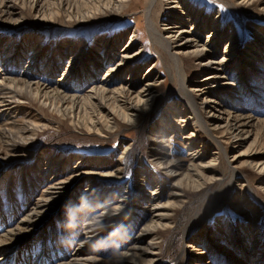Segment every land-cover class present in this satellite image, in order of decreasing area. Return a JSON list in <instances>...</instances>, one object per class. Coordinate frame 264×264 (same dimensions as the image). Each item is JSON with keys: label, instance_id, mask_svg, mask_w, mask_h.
<instances>
[{"label": "rangeland", "instance_id": "obj_1", "mask_svg": "<svg viewBox=\"0 0 264 264\" xmlns=\"http://www.w3.org/2000/svg\"><path fill=\"white\" fill-rule=\"evenodd\" d=\"M139 1L140 4L143 3L142 0ZM238 2L239 0H188L191 9L208 17L207 28L199 32L201 42L206 38V33L212 27L216 15L219 16L220 29L225 35L211 54L215 59H220L223 55L225 42L231 31L234 32L232 36L236 39L238 52L242 54L251 47L253 52H248L246 55L249 63L245 64L242 70L232 67L226 71V81L235 88L222 89L223 92L219 91L217 95L222 96L221 100L227 102L223 106L224 110L233 112L242 107V110H237L241 114L262 118L264 117V9H261L260 1L242 4ZM26 8L22 10L23 18L18 26L0 20V46L3 49V52L2 49L0 51V66L8 61H4L6 48H11L12 43L19 46L15 57L5 65V70H0V73L3 71L5 74L18 75L31 56L28 48L30 41L37 39V43H41L43 54L35 59L27 72H36L51 85L56 82V78L61 75L62 69L69 61V54L66 57V51L62 49L67 42L80 41L92 47L100 36L107 38L123 34L116 45L119 49L137 25L145 30V36L139 38L131 48L134 51L142 47L136 79L143 78L140 76L151 63L155 65L150 73L157 74L161 78L160 84L156 87L157 102L152 110L142 113L133 126L118 120L117 128L111 132L104 129L99 133L88 132L83 122L75 124L67 116L53 109L39 111L37 104L28 105L23 103L24 99L14 108L0 112V130L3 126H10L11 121L14 122V128L26 120L36 122L40 118L45 124L43 129L37 131L34 141L24 144L28 151L23 154L5 151L4 143L7 137L0 131V233L12 226L33 205L40 192L54 181L65 179L75 171L98 174L113 171L119 164L123 167L120 178H96L91 189L87 188L89 180L84 176L80 181L75 182L70 187L69 196L58 206L55 213L38 225L31 238L0 252V258L6 255L4 264H23L26 257H29L31 264L40 262L42 257L49 259L48 264L69 258L72 256L71 253L75 252L77 242L83 237V231L86 230L90 218L107 210L120 198L128 195L129 198L134 199L128 213L113 217L111 222L116 226L92 239L82 252L84 255L104 261L115 253L125 250L132 243L135 233L147 220L148 208L153 202L147 196V191L151 190L154 184L160 187L159 183H162V191L157 201L160 203L171 189L172 177L164 174L161 168L151 163V129L155 125V130H158L156 124L168 115L163 112V108L178 95V75L165 52L150 40L144 16L139 8L128 9L117 17L104 15L85 22H76L61 16L52 20H39L33 17L29 7ZM166 11L163 1L156 11L160 14L156 19L159 20L161 27L163 24L161 20L164 18L162 16L166 15ZM179 14L183 13L179 12ZM260 38H262L260 44H255ZM142 44L145 46H141ZM207 54L210 56L209 52ZM110 64L108 55L102 51L95 63L89 62L83 69H77L73 76L67 78L65 85L75 86L72 92L80 94L85 88L96 85ZM50 65L54 66V69H50ZM188 68H192L191 63H188ZM207 72L209 71L202 72L198 76H203ZM127 76L125 73L121 77H113L108 86L124 81ZM187 77L189 84L190 81L200 78H196L197 75L191 72ZM187 112L185 109L176 108L172 123L176 124L178 117ZM193 129L191 123L181 130L177 129L179 134L174 132L172 136L171 130H167L166 150L172 159L183 160L184 165L188 155L187 147H183L181 135L188 134L187 132ZM261 133L264 134V129ZM198 134L200 136L197 138V147L202 138L199 132ZM216 134L220 135L218 132ZM226 137L221 138L225 142L223 145L226 154L222 153L212 167L224 176L222 184L228 183L230 166L237 170L226 204L207 216L200 227L186 238L184 229L189 217L201 200L211 194L214 186L212 188L206 185L195 190L183 189L185 201L181 207L173 211L172 226L160 230L161 251L155 264H176L175 258L184 243H190L189 248L194 256L185 264H264V179L250 167L248 159L243 156L232 157L240 150L246 149L253 135L237 147L232 146ZM249 150L256 152L254 161L264 160V135L262 139L259 138L247 148V151ZM211 155L212 149H207V159L212 157ZM139 177L141 181L138 180L136 186Z\"/></svg>", "mask_w": 264, "mask_h": 264}, {"label": "bare ground", "instance_id": "obj_2", "mask_svg": "<svg viewBox=\"0 0 264 264\" xmlns=\"http://www.w3.org/2000/svg\"><path fill=\"white\" fill-rule=\"evenodd\" d=\"M142 1L143 3L140 4L141 1L139 0H0V20L14 26H18L22 21V10L26 7H29L33 17L39 20H52L61 16L76 22L90 21L104 15H116L117 17V15H123L128 9L139 8L144 16L150 40L161 47L167 59L175 66L178 75V95L163 108V112L168 115L161 118L159 124H156L158 130H155V125L151 129V163L161 168L164 174L173 179L171 189L164 201L157 202L163 184L156 181L160 187L154 184L152 189L147 191V196L153 201L148 208V218L135 233L132 243L125 250L115 253L104 261L82 254L87 243L116 226L111 222L113 217L128 213L133 206L131 202L134 199L132 200L128 195H125L107 210L93 215L87 222L83 237L76 244L75 252L71 253L72 256L54 264H155L161 251L159 246L160 230L172 226L173 211L181 207L185 201L183 189L195 190L206 187V185H210L212 188L214 186L211 194L201 200L189 217L184 229V237L186 238L190 237L200 227L207 216L226 204L228 194L232 190L233 179H236L237 170L230 166L228 183L222 184L224 176L212 168L220 155L225 153V146L223 145L225 142L221 138L227 136L228 142L237 147L238 144L241 145L253 135L246 149L240 150L232 157L243 156L248 159L250 167L261 174L264 179V160L254 161L253 157L256 152L247 151V148L251 147L256 140L263 138L264 134L261 133V130L264 129V117L241 114L240 111H237L243 109L241 106L240 109L233 112L226 111L223 106L227 102L221 100L222 96L217 95V92H223L222 89L235 88L234 85L226 81V71L232 67L242 70L245 64L249 63L246 55L248 52H253L251 47L243 51L242 54L238 52L236 39L232 36L234 32L231 31L225 42L223 55L220 59H215L211 54L225 35L220 29L219 16L216 15L212 27L206 33V38L201 42L199 32L207 28L208 17L199 14L193 8L191 9L188 0ZM163 1H165V10L167 11L166 15L162 16L164 18L161 20L163 22L161 27L159 20L156 19V16L160 14L156 11ZM255 1H260L261 9H264V0H239L241 4ZM179 12L183 14L181 15ZM132 16L135 15L132 14ZM183 24L190 26L184 27ZM144 31L136 25L119 49L116 48V45L123 34L107 38L100 36L92 47H88L85 42L74 40L67 42L62 49L66 51V57L69 54V61L62 69L61 75L56 78V82L51 85L36 72H27L35 59L43 54L41 43H37L38 40L33 39L28 46L31 56L22 71L18 72V75L5 74L3 71L0 73V112L12 109L17 106V103L23 101L28 105L37 104L39 111L48 108V110L53 109V111L60 112L61 115L67 116L75 124L83 122L88 132L99 133L101 129L111 132L117 128L118 120L131 126L135 125L140 115L152 110L153 105L157 102L156 87L161 82V78L157 74L150 73L154 63L146 67L140 76V78L143 77L142 79H136L135 74L140 67L138 60H140L142 47L134 51L131 48L139 38L143 37ZM262 38L257 39L255 44H260ZM145 44L141 46H145ZM12 45H15L14 48L13 46L8 47L4 52V61H8L1 64L0 70H5V65L9 64L19 51V46L17 47L14 43ZM1 49L0 46V51ZM102 51L108 55L111 64L106 68L103 76L99 78L98 84L85 88L80 94L72 92L76 87L65 85L67 78L73 76L77 69H83L84 65L89 62L95 63ZM207 52L210 53V56H207ZM188 63L192 64L191 69L188 68ZM47 64L49 65L48 59ZM49 67L54 69L52 65ZM205 71L209 72L203 76H198ZM190 72L197 75L196 78H200L190 81L189 84L187 74ZM125 73L128 76L124 81L111 87L108 86L113 77H121ZM176 108L185 109L188 112L178 117L176 124H173ZM82 111L87 114L85 115ZM40 120L36 122L26 120L15 128L13 121L10 122V126H3L0 131L3 136L7 137L4 143L5 151L15 154L26 153L28 150L24 144L34 141L33 138H35L37 131L45 126ZM191 123L194 129L189 130L188 134L181 135L183 147H187L188 155L185 160L186 165H184L183 160L172 159L166 150L167 130H171L172 136L174 132H177V129L181 130ZM198 132L202 138H200V144L197 147V138L200 136ZM217 132L220 135H217ZM177 134L179 133L177 132ZM207 149H212V157L209 159L206 156ZM9 155L11 154L9 153ZM122 170L123 167L119 164L113 171L98 174L75 171L65 179L54 181L45 187L33 205L12 226L0 233V252L20 241L24 242L31 238L38 225L57 211L58 206L69 196L70 187L75 182L80 181L83 176L89 180L87 188L90 187L91 189L94 187L96 178H120ZM138 180L141 181V178L137 179L136 186ZM140 190L145 192L143 189ZM253 244L254 242H252ZM190 246V243L183 244L175 258L176 264H185L188 259L194 257L190 251ZM19 257L21 256L19 255ZM5 259L0 260V264H4ZM23 262V264H31L29 257H26ZM48 263H50L49 259L44 257L40 262H35V264Z\"/></svg>", "mask_w": 264, "mask_h": 264}]
</instances>
